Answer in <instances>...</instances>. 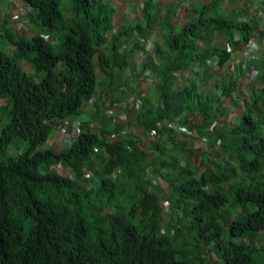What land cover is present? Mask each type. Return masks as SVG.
I'll list each match as a JSON object with an SVG mask.
<instances>
[{
    "label": "trees",
    "instance_id": "trees-1",
    "mask_svg": "<svg viewBox=\"0 0 264 264\" xmlns=\"http://www.w3.org/2000/svg\"><path fill=\"white\" fill-rule=\"evenodd\" d=\"M151 1L143 0L139 23L115 32L113 9L103 0H69L66 14L60 0H19L37 28L29 36L2 22L0 41L12 51L0 48L8 118L0 130V264H264V245L256 244L264 235V65L245 99L235 96L233 72L214 83L215 91L175 76L211 58L223 66L229 51L197 41L215 31L247 41L256 18L206 16L221 1L211 0L179 29L166 24L161 44L144 50L140 67L156 98L135 92L127 102L133 91L123 73L139 46L124 49L123 41L148 38ZM121 100L125 124L105 115ZM226 100L242 110L236 123ZM88 102L93 111L77 136L44 148ZM133 126L140 137L123 135ZM152 130L156 136L144 141ZM193 134L207 139L209 152L198 154L179 139ZM15 140L23 146L13 154ZM151 175L167 186L168 214Z\"/></svg>",
    "mask_w": 264,
    "mask_h": 264
},
{
    "label": "crops",
    "instance_id": "crops-1",
    "mask_svg": "<svg viewBox=\"0 0 264 264\" xmlns=\"http://www.w3.org/2000/svg\"><path fill=\"white\" fill-rule=\"evenodd\" d=\"M107 2V4L113 9V22L112 27L113 31L120 30L125 26L131 24L134 25L139 23L140 20V7L143 3V0H103ZM211 0H152L151 8L152 12L155 15V25L154 29L150 31L147 39H141L136 37H127L123 42L126 45L123 47L124 49H128L130 46H133L135 43L139 46L130 61V65L125 69L123 73V78L127 80V84L129 88L133 91L132 93L137 92V88L139 89V82L144 79L145 81L149 79L151 76L146 71L140 72L141 64L145 62L146 50L147 46L153 47L156 44H161L162 38L166 33V24L168 26L179 29L186 22L193 20L195 15L198 13V10L201 7H204L210 3ZM1 2V0H0ZM3 2V1H2ZM19 2V0H18ZM20 3V2H19ZM21 4V3H20ZM11 7V4H10ZM22 9L24 10L23 16L25 18V13L28 12V8L21 4ZM168 13V18L166 14ZM3 12L0 9V30L1 24H3L2 20L4 17L2 16ZM204 15H216L222 17H232L236 16V18L240 21L249 20L251 17L256 18L257 28L254 30V38L258 40L259 47L255 52H247L244 48L246 42L241 39V36L238 32H234L231 37L228 35H224L222 32L215 31L212 34V37H205L202 41H197L201 45H205L206 42H209L212 46L215 45L217 47H221L226 49L231 53L229 60L222 66L218 65L216 62L217 58L208 59L206 63H196L192 68H188L187 70H180V75L177 78L178 82H181L184 77L187 78H197L199 79V83L202 88L209 89L215 91L214 83L219 80L220 77L227 75L229 72H233L238 75V83L235 87V96L241 95L240 92H245V88L243 87H253V81L257 77V75L262 71L261 67L264 65V0H221L220 3L212 8L209 12ZM26 19V18H25ZM165 20L167 22H165ZM29 33H36L37 28L33 27L32 24L30 26ZM122 42V43H123ZM56 44V43H55ZM192 69V70H191ZM248 69L253 71V79L249 81L245 78ZM138 81V84L137 82ZM141 83V82H140ZM246 85V86H245ZM241 86V87H240ZM238 92V93H237ZM130 95V96H131ZM129 96V97H130ZM148 99L152 100L150 95L144 94ZM128 97V98H129ZM241 97V96H240ZM98 98V94L95 95V99ZM127 98V99H128ZM103 99V98H102ZM125 99V101H127ZM155 99V98H154ZM230 100H226L224 102V106L230 109V119L231 114L234 113L237 115L239 113V106H234L229 103ZM140 105L139 108H136V104ZM100 103V101L98 102ZM124 101L115 105V108H118L115 116H107L111 117L112 121L118 122L120 124H125L127 122V112L124 110ZM91 106L93 108V102H88L84 105L83 109ZM142 106V102L139 100L135 101L134 108L139 110ZM234 106V107H233ZM234 109V108H236ZM233 110V111H232ZM240 115V114H239ZM239 118V116H237ZM231 119L232 123H236L238 121ZM75 121L81 123L84 119L82 112L80 115L73 118ZM135 127V126H133ZM130 129L133 130L134 128ZM134 131V130H133ZM133 135L136 136V134ZM71 132V128L68 125H65L63 128H59L54 133H59L61 137H67ZM53 133V134H54ZM188 137H192L189 135ZM183 138L179 137L180 140L187 142V146H192V138ZM190 140L191 142L187 141ZM63 141V143L61 142ZM62 145L65 144L66 140L61 138ZM194 144V142H193ZM204 144V143H203ZM207 144V143H206ZM204 144L206 148L208 145ZM198 148V146L196 147ZM209 152V150H207Z\"/></svg>",
    "mask_w": 264,
    "mask_h": 264
},
{
    "label": "rangeland",
    "instance_id": "rangeland-1",
    "mask_svg": "<svg viewBox=\"0 0 264 264\" xmlns=\"http://www.w3.org/2000/svg\"><path fill=\"white\" fill-rule=\"evenodd\" d=\"M3 1V2H2ZM68 1L69 0H60V5L58 7V9L63 13V14H66L67 13V7H68ZM10 4H11V7H10ZM23 7H21V4L18 2V0H1L0 2V9L1 11L3 12L2 16L4 17V19L2 20L4 22L5 20V28L9 31H19V29H22L23 30V33L26 35V36H29L30 33V26H31V23H29L23 16V12L24 10L22 9ZM23 11H22V10ZM34 33V32H33ZM44 38L45 39H48V36L47 35H44ZM0 48L1 50L5 51L7 54H11V49L7 48L4 44V42L0 41ZM21 67L27 72V73H31V69L30 67L28 66V64H26L25 62H21ZM252 81V80H251ZM137 84H138V81H136ZM141 82V83H140ZM139 82V89L137 88V93L141 96H144V94H147V95H150V97H152L151 99L154 100V98H156V96L153 94V82H152V78H149V80H144L142 79L141 81ZM246 86V85H245ZM241 87V86H240ZM245 88V92H240V96L243 97L244 99L248 96L250 90H251V87H243ZM238 93V92H237ZM135 94H132L127 102H130L132 101L133 99H135ZM239 95V94H238ZM7 104V100L5 98H0V130L3 128V126H5L6 122H7V115H6V110H5V106ZM234 107V106H233ZM231 109V108H230ZM236 110V108H234ZM92 107L89 106V107H86L85 109L82 110V115H83V118H87L88 119V116L91 114L92 112ZM233 111V110H232ZM242 110L239 108V113L237 115H235L234 113L231 114V119H234L236 121V119L238 118L237 116H240L239 114H241ZM134 131L131 130V132L133 131L137 137H140L141 134H142V129L141 128H138V127H133ZM69 136H70V133H69ZM69 136H67L69 138ZM62 139L65 140L64 137H61ZM61 138H60V134L58 133H52L49 137V139L47 140L46 144L43 146L44 148L46 147H54V146H58V144H61V146H65L67 144H69V142H65V144L62 145L63 141H61ZM192 140H194V144L192 142V146L190 147H194L196 148L198 146V154H200V152L205 148L204 147V144L201 143L202 140L199 139L197 137V135L193 134L192 135ZM147 138H144V141H146ZM62 143H61V142ZM69 141V140H68ZM189 142H191L190 140H187ZM21 145V141L20 140H15L14 143H12L11 147H10V152L15 154V152L12 151L13 148L17 149V147L19 146L20 147ZM208 145V142L207 144ZM23 146V144L21 145V147ZM60 146V147H61ZM209 147L207 146L205 148V150H209L208 149ZM204 150V151H205ZM222 158V157H221ZM218 159L219 161H222V162H225L224 159L221 160ZM53 169L56 171V172H59L61 174H63L64 176H71V172L69 169H63V168H59L57 165L53 167ZM149 180L152 182L153 185H155L156 187H158L159 189V198L162 202V206H163V209L165 210L164 214H168L169 211L171 210V205L169 204V202H167L168 198H167V195H168V190H167V186L166 184L160 180L157 176H154V175H151L149 177ZM172 212V211H171ZM232 215H234V213H232ZM165 218H168L167 215H165ZM187 239L190 238V236H186ZM256 244L258 246L260 245H264V235L262 233L260 234H257V237H256ZM213 256V255H212ZM214 260H217L216 257H213Z\"/></svg>",
    "mask_w": 264,
    "mask_h": 264
},
{
    "label": "built area",
    "instance_id": "built-area-1",
    "mask_svg": "<svg viewBox=\"0 0 264 264\" xmlns=\"http://www.w3.org/2000/svg\"><path fill=\"white\" fill-rule=\"evenodd\" d=\"M22 10V9H21ZM23 11V10H22ZM259 47V43H258V40L254 37H251L245 44L244 48L247 52H255ZM150 50V46L148 45L147 48H146V51ZM218 64V59L216 60V62ZM181 73L180 72H177L175 73V76L178 77ZM245 78L249 81H251L253 79V71L251 69H248V72L246 73L245 75ZM149 80V79H147ZM236 93V92H235ZM128 100V99H127ZM136 108H139L140 105L137 104L135 105ZM118 111V108H115V107H112V108H107L105 110V115L106 116H115L116 112ZM216 123H218V119L214 120L212 125H215ZM65 125H68L70 126L71 128V132H70V136L69 138L68 137H65V140L66 142H70L73 138H75L77 136V134L79 133V127H80V123L75 121L73 118H66L63 123L61 124V126L59 128H63ZM175 132L177 133H186L185 131V127H182V126H177V125H172L171 126ZM123 135H127V134H131L133 135V133L131 132V129L128 128V127H124L123 128ZM117 136V134H113L111 135V139H115ZM156 136V130H152L149 134H148V138L147 139H153L154 137ZM69 140V141H68ZM201 143H207V139L206 138H202V142Z\"/></svg>",
    "mask_w": 264,
    "mask_h": 264
}]
</instances>
